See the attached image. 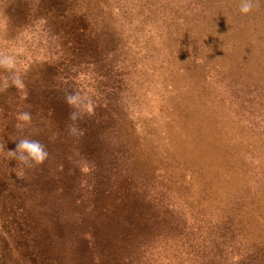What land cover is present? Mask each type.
<instances>
[{
	"label": "rangeland",
	"instance_id": "1",
	"mask_svg": "<svg viewBox=\"0 0 264 264\" xmlns=\"http://www.w3.org/2000/svg\"><path fill=\"white\" fill-rule=\"evenodd\" d=\"M7 58L0 264H264V0H0Z\"/></svg>",
	"mask_w": 264,
	"mask_h": 264
},
{
	"label": "clouds",
	"instance_id": "2",
	"mask_svg": "<svg viewBox=\"0 0 264 264\" xmlns=\"http://www.w3.org/2000/svg\"><path fill=\"white\" fill-rule=\"evenodd\" d=\"M253 9V0H240V13L242 15L249 14ZM6 67H12L11 58H7L4 61H0ZM13 83L22 87L21 82L17 79ZM75 102L74 97H69L68 103L73 104ZM18 120L24 124L31 122V114L28 112H22L18 114ZM13 158L18 159L25 166H31L33 164L39 165L42 164L48 158V152L45 149L44 145L37 140H32L24 138L18 141L14 151H9Z\"/></svg>",
	"mask_w": 264,
	"mask_h": 264
}]
</instances>
